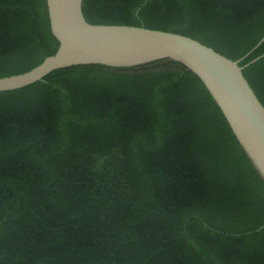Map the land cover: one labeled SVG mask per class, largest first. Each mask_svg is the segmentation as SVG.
I'll return each instance as SVG.
<instances>
[{
    "label": "trees",
    "instance_id": "16d2710c",
    "mask_svg": "<svg viewBox=\"0 0 264 264\" xmlns=\"http://www.w3.org/2000/svg\"><path fill=\"white\" fill-rule=\"evenodd\" d=\"M81 8L90 24L181 34L239 66L264 54V0ZM57 47L45 0H0V78ZM242 74L264 107V56ZM0 264H264V180L181 63L58 69L0 92Z\"/></svg>",
    "mask_w": 264,
    "mask_h": 264
},
{
    "label": "water",
    "instance_id": "95a60500",
    "mask_svg": "<svg viewBox=\"0 0 264 264\" xmlns=\"http://www.w3.org/2000/svg\"><path fill=\"white\" fill-rule=\"evenodd\" d=\"M54 54L29 71L0 78V92L42 80L50 72L85 64L131 67L159 59L181 63L202 82L236 140L264 180V107L230 60L190 37L129 25L88 23L82 0H45ZM264 36L260 40L261 43ZM258 43V44H259Z\"/></svg>",
    "mask_w": 264,
    "mask_h": 264
}]
</instances>
